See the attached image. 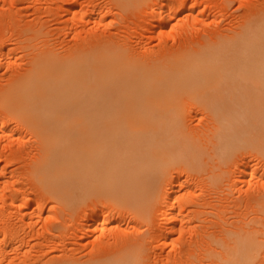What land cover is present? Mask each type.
Here are the masks:
<instances>
[{
    "label": "bare ground",
    "instance_id": "6f19581e",
    "mask_svg": "<svg viewBox=\"0 0 264 264\" xmlns=\"http://www.w3.org/2000/svg\"><path fill=\"white\" fill-rule=\"evenodd\" d=\"M257 10L231 32L213 34L215 37L210 34L212 37L205 40L199 38V47L186 42L188 45L182 44L173 54H167L168 57L160 56L164 60L150 56L145 59L133 57L134 54L122 53L121 48L118 51L113 44L109 48L104 44L97 54L82 47L68 56L50 48L33 52L27 68L19 71L21 73L2 89L0 99L9 112L25 121L38 137L40 154L32 165L37 177L41 180L48 174H59L60 169L67 172V181L75 180L85 185L94 179L118 176L112 167L120 161L123 172L131 168L145 169L147 175L138 182L143 184L140 192L150 197L161 188V202L166 203L176 190H172L175 181L171 178L173 166L176 168L181 162L188 164H184L186 168L197 169L201 161L202 170L206 171L209 166L208 173H201L204 184H208L206 195L203 189L205 197L194 196L196 190L194 195L188 197L186 193L180 197L195 207L210 205L212 209H208L216 214V219L211 220L221 226H192L191 237L187 234L189 239L186 237L188 241L178 248L181 253L174 256L176 259L172 264H264L263 260L255 261L259 256L264 257L263 228L257 227L264 224V180L257 176L260 180L257 178L250 183L247 177L249 173L258 174V164H251L254 158L251 161L248 158L252 157L253 154H249L253 150H257L256 158L264 161V77L260 73L254 78L245 76L238 73L241 68L236 65L240 58L243 60L244 52L258 54L261 51L258 48L257 52L256 47L263 44L264 7ZM74 17L73 20L78 18ZM40 30L42 28L26 37L28 48L38 46L32 41L43 36ZM236 73L246 80L233 83L230 77ZM193 103L198 104L199 115L202 114L199 118L202 125L201 120L200 125L197 124L198 128L202 126L199 136L198 130L191 132L197 125L191 126L190 130L184 121L187 116L190 119L187 123H191L189 114L195 113L186 108ZM185 111L191 113L185 116ZM122 113L125 115H119ZM122 123L132 131L141 132L134 141L137 145L135 151L140 145H150L142 153L139 150V156H136L138 152L134 155V163H143L139 167H132L129 163L128 151L124 148L129 146L122 144V140H113L110 145L106 143L105 127L113 130L114 125L122 126ZM148 132L150 137L145 138ZM198 138L203 149L200 141L195 146ZM122 147L126 150L122 152L124 156L115 159ZM185 154L188 156L182 160ZM232 161L235 165H231ZM228 163L231 166L225 167L224 164ZM200 170L201 165L196 172L200 173ZM168 177L172 182L166 181ZM237 180L239 184L249 181L248 187L243 184L238 189V197L233 194L236 189L230 190L238 186ZM50 189L48 192L60 198L66 194L55 185ZM177 200L170 204V209L162 217L161 223L168 231L175 229L174 225L169 226V222L181 218L185 211L181 209L183 206L177 210L180 207ZM54 226L59 227L60 223H54ZM184 226L182 230H185ZM143 241L137 237L131 240L133 247L126 245L89 264H129L134 253H143ZM67 259L49 260L47 264H79L75 259Z\"/></svg>",
    "mask_w": 264,
    "mask_h": 264
},
{
    "label": "rangeland",
    "instance_id": "374dc122",
    "mask_svg": "<svg viewBox=\"0 0 264 264\" xmlns=\"http://www.w3.org/2000/svg\"><path fill=\"white\" fill-rule=\"evenodd\" d=\"M75 1L0 0V98L2 89L27 68L25 66L29 65L33 52L37 50L50 48L62 56H68L78 52L82 47L97 54L104 44L108 46L107 48L113 44L118 51L121 48L124 54H134L133 57L137 56L140 59L149 56L158 59L173 54L182 44L185 46L191 43L199 47L198 43L208 39V36L211 38L213 34L217 36L221 32H231L253 14L254 10L256 12L257 9L264 7V0H77V3ZM71 7L73 9H70ZM178 7L179 11H174ZM74 16L76 19L73 20ZM39 28H42L40 31L43 36L32 41L38 46L30 49L27 47L29 42L26 37ZM262 32L264 34V24ZM262 39L263 44L256 47L257 52L258 48L261 49L258 54L246 51L242 55L243 60L240 58L238 62L236 61V65L241 68L238 73L252 75L253 78L260 73L264 77V36ZM238 73L231 75L233 83L246 80V77L242 78ZM186 109L191 110L192 114L195 113L192 116L189 114L192 121L187 123L190 119L186 115L191 112L185 111L186 128L191 130V126L202 125V119H199L202 118V114L199 115L201 110L199 111L198 104L193 103ZM9 111L0 99V264H47L49 260L61 261L70 258V255L72 257L67 260L75 259L79 264H89L92 260L106 257L130 245L131 240L137 237L144 240V245L141 246V249L144 247L141 251L143 253H134L129 264H172L175 257L180 255L178 252L181 253L178 248L188 241L185 238L191 237L189 231L192 226H221L215 225L216 214H212L210 205L199 204L195 207L185 203L183 197H180L183 194H188L189 197L195 190V195L194 193L192 195L201 198L204 195L203 189L205 190L208 184H204V176H201L205 171L202 170L201 161L197 169L188 166L186 168L184 164L187 163L181 162L176 164V168L173 166L170 173L174 178L170 176L175 180L172 183L174 185L172 190H176L175 193L171 191L172 198L166 203L161 202V188L150 197L145 192H140L143 184L138 182L147 175L145 169L131 168L123 172V164L120 161L115 162V167H112L117 170L115 171L118 172V176L94 179L84 183L85 185L75 180L67 181V172L60 169L59 174L51 173L40 180L32 166L40 154L38 137L25 121ZM198 125L191 132L198 130L199 134H196L199 136L202 126L198 128ZM105 131L108 145L113 140L115 142L122 140V144L129 146L124 148L129 153L126 158L132 167L143 165L132 160L139 156V150L142 153L150 147L149 144L140 145L139 150L135 151L137 145L134 141L139 138L141 132L126 128L124 123L122 126L114 125L113 130L107 126ZM144 137H150V132L145 133ZM199 141L198 138L195 146ZM199 144L202 148L201 141ZM124 148H121L120 154L115 155V159L124 156V153L122 154ZM256 151L247 153V156L253 154L252 157H248L249 160L254 158L250 160L251 164H258L256 166L258 174L247 175L250 183L257 181L258 177L264 180V161L260 162L256 158ZM187 156L185 154L181 159H186ZM234 163L232 161L231 165ZM227 165L231 166L230 163L224 164L225 167H228ZM192 173L197 176H192ZM171 178L168 177L170 181H166L172 182ZM248 180L247 183H243L245 188L249 186ZM182 183L185 185L182 186ZM237 184L236 188H230L231 191L236 189L233 190L236 197L240 194L238 189L243 186L239 184V180ZM52 185L66 193L63 198L48 192ZM206 193L207 190L205 195ZM175 200L180 203L177 210L184 209V213L190 216L187 218L183 213L181 218L171 220L169 226L174 225L175 229L168 231L161 221L163 214L170 209V204ZM199 207L200 210L197 211ZM201 211L204 214L199 213ZM203 215L207 218L205 219ZM211 218H214V222ZM53 222L60 223V226H54ZM261 225L257 227L263 228L261 233H264V226ZM183 226L185 230H182ZM188 226L189 228H186ZM131 247L133 246L130 245L129 248ZM263 258L259 256L255 261H264Z\"/></svg>",
    "mask_w": 264,
    "mask_h": 264
}]
</instances>
